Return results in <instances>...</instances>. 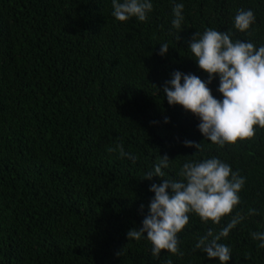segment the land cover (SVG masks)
I'll return each instance as SVG.
<instances>
[{
    "label": "trees",
    "instance_id": "trees-1",
    "mask_svg": "<svg viewBox=\"0 0 264 264\" xmlns=\"http://www.w3.org/2000/svg\"><path fill=\"white\" fill-rule=\"evenodd\" d=\"M150 2L146 21L121 22L112 0H0V264H221L194 245L237 212L245 219L220 241L228 264H264L251 236L264 232V128L220 147L163 91L175 71L208 82L190 51L197 32L231 30L233 40L264 45V0ZM178 3L180 33L171 23ZM238 9L254 12L251 34L235 29ZM219 85L217 74L208 87L222 100ZM121 143L135 161L107 151ZM163 155L172 160L166 179H181L187 161L217 157L245 184L220 225L188 214L182 256L154 258L146 233L129 241L127 232L149 214L150 187L165 178H143Z\"/></svg>",
    "mask_w": 264,
    "mask_h": 264
},
{
    "label": "clouds",
    "instance_id": "clouds-1",
    "mask_svg": "<svg viewBox=\"0 0 264 264\" xmlns=\"http://www.w3.org/2000/svg\"><path fill=\"white\" fill-rule=\"evenodd\" d=\"M112 7V15L121 22L133 17L144 22L153 10L150 0H112ZM183 9L182 3L175 4L172 9L174 18L171 23L178 33L182 31ZM254 23L255 15L251 9L237 10L234 16L236 30L251 34ZM232 36L231 30L214 28L197 32L190 51L199 68L209 74L208 82L194 74L175 71L163 89L168 103L179 104L196 115L200 120L198 128L201 133L220 147L250 140L256 134V126L264 128V45L257 48L251 41L233 40ZM168 50L169 45L162 44L160 55H165ZM217 74L222 100L215 98L208 87ZM185 146L200 148V144L192 141H185ZM107 151L119 152L122 158L135 161L122 143L108 147ZM170 161L167 155L159 156L154 170L143 179L165 178L163 169L170 167ZM178 176L181 179L165 178L161 184L151 185L150 191L155 193V197L150 202L149 214L142 221L143 226L127 232L129 241H140L146 233L154 258L165 250L173 255H183L178 234L189 224V213L194 212L204 223L212 221L220 225L222 218L231 215L241 203L239 193L245 178L217 157L187 161ZM143 207L141 205V210ZM256 214L255 209L248 210L249 216ZM244 219L245 216L237 212L218 233L207 230L205 235L197 237L194 250L206 253L209 258H219L221 264H228L232 257L231 249L220 241ZM251 236L253 240L261 241L258 247L264 248V232H252ZM168 264H172L171 260Z\"/></svg>",
    "mask_w": 264,
    "mask_h": 264
}]
</instances>
